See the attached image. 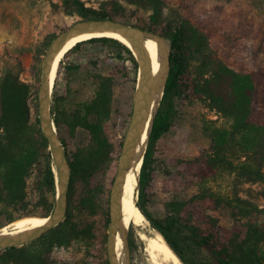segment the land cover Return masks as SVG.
Segmentation results:
<instances>
[{
	"label": "rangeland",
	"instance_id": "374dc122",
	"mask_svg": "<svg viewBox=\"0 0 264 264\" xmlns=\"http://www.w3.org/2000/svg\"><path fill=\"white\" fill-rule=\"evenodd\" d=\"M83 1L87 7L95 10L101 9L105 2ZM162 2L163 23L171 29L182 26L185 32L183 41L188 48L187 60L193 80L209 78L220 66L237 74L252 73L264 68V0ZM64 10L62 0H0V81L9 75L25 85L28 108L26 123L32 128L31 133L37 142V131H40L39 123L37 124V91L43 54L55 35L60 34L66 26L83 20L78 15H67ZM133 10L131 8L137 21L117 19L138 28V23L144 18L142 16L149 13ZM90 51L96 59L106 53V50L99 48ZM70 62L79 67L67 70L69 61L62 64L56 95L60 98L59 117L69 155L85 160L94 152L91 136L80 124L88 118L86 106L98 94L108 99L100 118L106 125L110 143L116 148L122 144L130 120L133 76L125 57L104 63L97 61L96 69L88 65L86 59L78 61L76 53L72 55ZM176 111L173 127L156 145L153 173L146 190L147 211L159 220L178 217L187 226L199 229L206 236L216 232L218 227L217 232L233 238L238 234L242 239L250 225L259 227L264 238V199L261 196L264 186L239 184L233 175L223 169H209L206 163L211 145L208 135L210 128H225L228 122L200 96H190L177 103ZM111 158L112 153L105 152L96 167L97 173L93 175V183L100 184L108 192L117 166L110 164ZM45 169L43 152L40 151L27 180L28 196L33 200L37 198L36 188ZM84 175L92 176L91 173ZM89 177L86 180L76 178L77 184L67 204L64 222L43 235L44 241L52 242L50 259L54 264H108V226L105 230L103 214L89 216L77 209L84 186L90 181ZM236 197L250 201L262 211L248 219H235L237 210L231 208V202ZM10 213L14 218L28 214L29 217L23 218H43L44 214L40 208L34 207L21 211L12 210ZM147 222L141 227L132 225V246L129 245L128 226L126 244L129 264H154L146 251V242L139 237V234H143L146 238H155L156 232ZM80 227L85 234L72 233L74 228ZM63 234L65 242L60 245L55 238ZM261 249L264 252V244ZM194 258L206 262L212 259L207 250L198 247L194 249Z\"/></svg>",
	"mask_w": 264,
	"mask_h": 264
},
{
	"label": "trees",
	"instance_id": "16d2710c",
	"mask_svg": "<svg viewBox=\"0 0 264 264\" xmlns=\"http://www.w3.org/2000/svg\"><path fill=\"white\" fill-rule=\"evenodd\" d=\"M67 15H78L83 20H114L123 18L125 22L137 21L131 12L149 13L142 16L138 28L153 32L170 40V72L166 88L152 121L146 150L139 173L137 208L151 224L181 261L182 264H264L263 232L257 226H247L245 237L240 239L216 232L206 236L199 229L187 226L175 216L165 220L154 218L146 209V190L151 181L155 163L156 145L160 138L168 133L176 120V105L190 96L206 99L210 108L228 122L227 127L210 128L208 135L211 145L206 163L209 169H223L233 175L239 184L252 183L264 186V68L247 74H237L225 66L217 68L209 78L195 81L190 75L184 44L183 27L169 28L163 23L162 0H105L99 10L87 7L83 0H62ZM125 6H124V5ZM137 26V25H136ZM57 35L54 36V38ZM50 45V44H49ZM106 50L101 58H93L90 50ZM112 51L113 54H110ZM76 53V59H86L88 65L96 69V62H106L123 57L131 66V99L136 87L138 64L132 52L122 43L110 38H92L76 45L65 54L61 61L52 91L51 114L56 134L61 142L71 169V178L67 200H71L76 178L86 180L85 173H91L90 181L85 184L81 201L77 209L89 216L103 214L105 230L109 225V192L100 184L93 183L96 167L104 153H112L110 164L116 166L121 150V143L115 148L109 141L106 125L102 123L101 110L108 102L104 96H97L85 108L87 119L80 124L91 136L94 152L84 160L71 156L61 129L57 98V85L64 61H69L67 70L77 69L78 64L70 62ZM44 55V54H43ZM112 55V57H111ZM95 59V60H92ZM73 61V60H72ZM105 100V101H104ZM28 108L26 88L16 78L5 76L0 81V229L30 214L14 218L11 211H21L29 207L40 208L43 218L48 217L55 206L56 184L52 171L53 165L46 140L37 131L38 142L34 140L32 128L27 125ZM38 124V120H37ZM3 136V138H2ZM43 152L45 172L36 188L37 198H29L27 180L34 162ZM95 173V174H94ZM92 183V184H91ZM264 199V191L261 193ZM231 208L237 210L235 219H248L262 211L250 201L234 198ZM105 210V212H104ZM67 220V219H66ZM59 227V226H57ZM52 231V230H50ZM75 235L85 234L82 228H74ZM39 238L21 248L0 250V264H54L50 259L52 242ZM60 245L65 242V235L55 238ZM224 243V244H222ZM129 245H133L132 225L129 226ZM205 249L211 261L195 260L194 249ZM220 247V248H218Z\"/></svg>",
	"mask_w": 264,
	"mask_h": 264
},
{
	"label": "water",
	"instance_id": "95a60500",
	"mask_svg": "<svg viewBox=\"0 0 264 264\" xmlns=\"http://www.w3.org/2000/svg\"><path fill=\"white\" fill-rule=\"evenodd\" d=\"M90 30H101L124 35L130 42V47L125 46L132 52L138 64L130 120L121 144L116 172L109 192V225L106 236V255L108 264H117L114 254V241L116 234L122 233L120 221V198L124 175L134 158L135 148L140 143L145 133V144L141 149L142 154L140 156V159H143L152 121L162 100L167 79L169 77L171 49L170 40L166 37L153 32L143 31L120 21L108 19L81 20L66 26L63 31L52 40L44 54L37 91L38 123L41 134L47 142L48 151L50 152L52 160V171L55 176L56 184L55 206L52 213L46 217V219H48L46 224L22 234L6 236L2 239L0 238V250L26 246L59 226L65 220L71 169L67 160L66 152L57 137L55 125L52 120L51 96L54 85L50 89L48 73L56 51L63 46L69 36ZM147 39L155 41L158 46L160 70L155 75H152L147 54L142 46V42ZM139 70H141L140 77ZM122 241L126 264H129L126 233H124Z\"/></svg>",
	"mask_w": 264,
	"mask_h": 264
},
{
	"label": "bare ground",
	"instance_id": "6f19581e",
	"mask_svg": "<svg viewBox=\"0 0 264 264\" xmlns=\"http://www.w3.org/2000/svg\"><path fill=\"white\" fill-rule=\"evenodd\" d=\"M110 38L115 39L123 45L130 47L129 40L121 34L114 32H105L101 30H90L78 34H72L68 40L59 48L51 62L49 68V86L50 89L54 85L56 74L61 61L65 54L70 52L76 45L86 42L92 38ZM143 49L147 54L152 75H155L160 70V56L158 55V46L155 41L151 39L144 40L142 42ZM141 76V70H139V77ZM146 134L144 133L140 143L135 148L134 158L129 165L123 179L122 193L120 198V221L122 233H117L114 241V254L117 260V264H126L125 252L122 237L127 232L128 226L141 227L147 222L146 216L141 213L137 208V190L138 179L142 160L140 156L142 154L141 149L145 144ZM48 222L46 218H23L17 220L0 230V238L6 236L18 235L30 230H33L39 226H42ZM148 223V222H147ZM148 225V224H147ZM146 226V225H145ZM141 240L147 244V253L154 264H182L181 261L173 254L168 248L163 238L156 233L154 239L146 238L145 235L139 234ZM150 260V261H151Z\"/></svg>",
	"mask_w": 264,
	"mask_h": 264
}]
</instances>
